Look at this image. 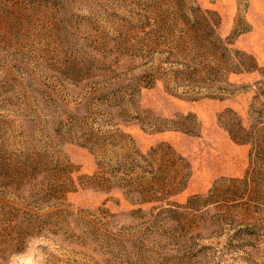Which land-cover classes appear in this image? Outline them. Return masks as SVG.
Instances as JSON below:
<instances>
[{"label":"rangeland","instance_id":"rangeland-1","mask_svg":"<svg viewBox=\"0 0 264 264\" xmlns=\"http://www.w3.org/2000/svg\"><path fill=\"white\" fill-rule=\"evenodd\" d=\"M0 264H264V0H0Z\"/></svg>","mask_w":264,"mask_h":264}]
</instances>
